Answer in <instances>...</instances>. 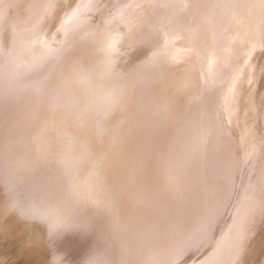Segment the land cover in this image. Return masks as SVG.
Listing matches in <instances>:
<instances>
[{"label":"bare ground","instance_id":"bare-ground-1","mask_svg":"<svg viewBox=\"0 0 264 264\" xmlns=\"http://www.w3.org/2000/svg\"><path fill=\"white\" fill-rule=\"evenodd\" d=\"M118 1H121V0H0V53L1 52L3 53L4 50H11L14 54L15 53L19 54L18 55L19 56L18 61L20 59H22L23 57L27 58L28 56L31 55V53H32L31 51L35 48L34 43L37 40V36L40 33L45 32V34L47 33V36H49L48 34H52L55 32L57 35L58 31L60 32L62 29L66 30L65 29L66 26H68V27L70 26L69 22H68V25H66V26L64 25L66 23V21H68L67 20L68 17H69V19L70 18L73 19V21L75 20L74 21L75 25H76V23L78 24L77 26H79V27L76 28V30L77 31L81 30L79 32V35H76L75 37H72L68 40V44L65 47V52L63 54V57L59 61L51 62V65H49V67L44 72L45 74L49 73L48 74L49 78H46V81H47V79L50 80L51 82H49V83H51V84H49L50 86L46 90L38 91V93L41 92L40 93L41 95H38V93L35 94L36 92L33 94L34 96L31 95L33 93L32 91H34V90L37 91L38 89H36L37 87L31 85V83H30L31 80L29 78L31 76H23L22 75L23 73H20L19 70H17L18 69V68H16L17 64L14 63L12 66H9V67H3V65L0 64V97L3 98L2 102H5L4 104H2V106H4V110L0 108V111L2 110V111H4V113H6L5 115H2V116L0 114V116H1L0 117V264H12L13 259H15L14 264H90V263L86 262V260H84L82 258V256L80 255L82 253V252H80V248H81L80 244H82L86 240L88 242H90L91 239L96 240V239L102 238L103 236L109 235L113 232L115 234L120 235V237L118 238L119 240H122V238H123L125 241H127V244L129 246V251H130V253L133 254L131 256V258L136 264L148 263V260L150 258L149 256L151 255V253H153L159 247V244H158L159 242L158 243L155 242L156 245L154 242H151V243L148 242L149 239L147 236V231L141 227L134 228V224L136 222L134 223L133 220L129 219V216H128L130 214L129 212H131L133 204L134 203L136 204V202H137L134 199V197H135L134 195H136V196L140 195V194H137V193H139V191H136V189H134V188L138 185H141V184L137 185L138 182L136 183V181H135L136 185L134 186V184H135L134 182L131 183V181H129L130 183L129 182L126 183V179H124L125 181H123V183H122V182H120L122 180L121 179L119 180V177H121L125 173H127V170L129 168L125 171V173L121 174V170L125 169L124 165L122 164L121 158H124L126 156V154L124 153L125 156H123V154H122L123 152H120L123 156L121 158H120V155H117V151L119 150L117 148V146L118 145L121 146V144H118V139L120 137L118 138L117 134L119 132L124 131V130L121 129L122 130L121 131L120 128L117 130L112 125V123L114 122V119L112 118L111 113H112V110H113V112H114V110H116V106L121 107L122 109L126 107V104L129 106L130 105L132 106L134 104V102H136L135 101L136 97L133 98V96H135V94H136V88H133L134 93H129V96L126 99V95H127L128 91H130V89H131L129 87V85L131 83L129 80L128 72H126L123 65L121 67V64L123 63L122 59H121L122 56L120 57V55L118 54V52H120V48L118 51V47L116 46V41L118 42L117 39H119V37L117 36V38H116L114 36L115 42L113 39V43H112V39H111V42L109 41L110 40L109 39V28L105 27L106 25L105 26L102 25V27L101 26L94 27L92 24H90L92 18L94 17V15L98 11H99V13H100V11L101 12L105 11L106 7L109 8L111 6L117 5V4H115V2H118ZM140 1L143 3H148L147 5L153 6L154 8H156V7L159 8L160 6L163 7L166 4V2L171 1V0H140ZM173 2L176 4V5L175 4H173V5H175V7H177L179 9V11H178L179 16H177V17L165 16L164 17L163 25H157L153 29V33L156 36V40L160 41L161 43H163L165 45L168 41V37H169L170 32H173L172 29H176V27L177 28L181 27L183 20L185 18L189 17V19H191L192 21H190L191 24L189 23V28L187 29V33H185V35H189L195 44L190 45L191 47L189 46V48H187V49L184 48L186 53L185 52L182 53V55H181L182 57H177L176 59L171 58L173 56V55L171 56V54H173L172 53L173 51L170 54V58L165 56V57H167L168 62L170 64H175V65L177 64V66L174 69H171V66H168L164 69V72L167 75V83H168L169 87L167 85H162V83H165L164 82L165 80L163 81L161 78L160 85H158L156 88V95L152 101L154 104L153 105L154 106L153 107L154 108V117H155L154 121L159 120V121H161V124H162L164 119L166 121H168L167 117H169L172 113H183V116L182 115L181 116L184 117V111L180 109L179 103H181L183 106L186 105V103L190 105L191 104L190 100L195 99L196 100L195 104L199 105V104H203L204 101L205 102L208 101L207 99H205L204 96L203 97L199 96L200 94L198 95L196 93L194 94V93L189 92L190 89H193V87H191V88H189V90H187V89H184L183 86L182 87L179 86V81L181 79V76L178 74L179 72H177V69L179 67L185 68L186 65L187 66L189 65V67L185 68L186 70H180V72L185 71V73H187L188 75L190 73V75L193 76L192 82L196 86H198V83L201 84L202 86H204V83L206 82V85H207L206 88L207 87L215 88L217 86V84L220 85L221 83L223 84V82L229 83L228 80L230 78H228V77H229V75H231V71L235 68L238 71V73L240 74L239 75L240 78H238V81L239 82L242 81V83H243L242 85H244V86H245V83H248V84L250 83L249 85H251L252 84L251 82H253L252 78L254 77V75H256L255 72L258 71L259 77L262 80V83L258 82V84L261 83V85H259V86H261V88H258L260 90V91H258L259 97L261 99L263 98L260 102V106L264 105V56H263V54H264V42L261 44H258V46L261 47L263 49V51L252 54L253 56L251 55V57H250L251 62L253 63L252 64L253 70H252V65H251V71H249L248 68L247 67L245 68V66H244V65H246L245 61L248 58V55H250L248 45H250V43L253 42L251 40L253 35L258 36L259 41H264V0H244L243 4L238 9V12H235V11H233L234 9L232 10V8H230L231 4L233 5L232 0H174ZM109 5H111V6H109ZM238 5H237V7H238ZM128 6H131V4L130 5L128 4ZM144 7H145V5L140 8V12L145 11ZM62 9H66L64 12L65 15L67 14L65 17L66 19L65 18H59L58 19V17H60L59 13L61 12ZM132 10H133V7H132ZM231 11H232V13L235 12V14L237 15V16L235 15V18L233 17L234 14L229 15V13H231ZM133 13L134 12H132V14ZM116 14H117V12H116ZM110 15H113V14H110ZM128 15H129V13H128ZM239 15H240V17H239ZM114 16H115V14H114ZM129 17H131V16L129 15ZM63 19H65V20H63ZM126 19H128V18H126ZM107 20H109V19H107ZM110 20H112V19H110ZM142 20H140V21H142ZM159 20H161V19H159ZM70 21H72V20H70ZM122 21H123V19H122ZM126 21H125V23H127ZM134 22H133V24H135ZM235 22H236V24L234 26ZM71 25H72V23H71ZM114 25H115V23H114ZM139 25H141V23ZM131 26H134V25L131 24ZM136 26H137V22H136ZM74 27H76V26H74ZM128 28H129V26H128ZM88 32H91V33L89 34L88 39L84 40L83 35L87 34ZM185 32H186V29H185ZM175 33L176 32H174V34ZM53 35H55V34H53ZM69 35H70V33L65 37H67V39H68ZM182 35H183V33H182ZM182 35H181V37H182ZM62 36H64V35H62ZM40 37L42 38V34ZM54 37L55 36H53V38ZM47 38H45V39H47ZM186 39H188V38H186ZM49 40H47V41H49ZM169 40L171 42V39H169ZM38 41H39V43L41 41L44 42L43 39H41V41H40V39H38ZM181 41H182V38H181ZM24 42H26L27 44H30V46H33V47L29 50H28V48L30 46H28L26 48L19 49L20 47H18V46H22ZM19 43H20V45H19ZM258 43H260V42H258ZM36 44H38V42ZM38 46H41V45L39 44ZM201 46H203L204 48L206 47V52H207L206 54L207 55L199 48ZM46 47H47V49L50 48L48 46H46ZM54 47H55V44H54ZM5 48H7V49H5ZM36 49H38V48H36ZM178 51H179V49H178ZM49 55H50V53H49ZM174 56H175V54H174ZM46 61H48V60H46ZM183 65H185V66H183ZM115 68H116V70H115ZM113 69L115 70L114 72H113ZM255 69H257V70L255 71ZM262 71H263V73H261ZM34 73L35 72H32V74H34ZM35 75H37V74H35ZM242 75H244V76L242 77ZM246 75H250L249 78H247ZM190 78H192V77H190ZM243 78H245L246 82L243 80ZM189 80L191 81V79H189ZM105 81H107V82L109 81V83H107L106 90L104 88V86H106L104 84V83H106ZM155 83H159L158 80L155 81ZM186 84H187V82H186ZM41 86H42V84H41ZM41 89H42V87H41ZM220 90H223V89H220ZM206 92H207V90H206ZM178 95H182V96H178ZM140 97H142V96H140ZM222 97H224V99H225L227 96L224 93V96H222ZM12 101H13V103H12ZM224 102H225V106H226V99ZM219 103L221 104V102H219ZM233 103H234V101H233ZM227 104H228V102H227ZM174 105L176 106L175 108H179V109L175 110V108H173L174 109V111H173L172 107ZM219 105H217V106H219ZM228 106H229V104L226 106V108H228ZM239 106L242 107V111H241L240 115L238 116V117H240V118H238V122L243 123L244 122L243 118H246V114L244 113L245 105L243 106V104L242 105L240 104ZM10 107H12V108H10ZM194 107H195V105L192 108L196 111L195 114L198 115L196 117V122H197V124H200V123L202 124L203 123L202 120H204V119L203 118L201 119V116L203 115L204 112H205L204 116H206V112L208 111V109H206V111H205V105L203 107H200V109H202V111H203L201 113L200 109H197L198 107H195V108ZM165 109H167L168 112ZM119 111H120V109H119ZM210 111H211V109H210ZM131 113L133 114V111ZM145 113H147V112H145ZM167 114H169V116H167ZM227 114H225V115H227ZM263 114H264V112H263ZM122 115H123V112H122ZM133 115H135V114H133ZM136 115L139 116L140 114H136ZM130 116H131V114H130ZM132 116H131V119H133ZM142 117L147 124L152 123L151 118H149L147 116V114H146V116L144 114H142ZM253 117H254V114H253ZM121 119H122V117H121ZM126 119H127V117H126ZM139 119L141 120L142 118H139ZM191 119H193V118H191ZM216 119L218 121V117ZM228 119L229 118H227V120ZM249 119H250V117H249ZM259 119H261V118H259ZM180 120H182V119H180ZM259 121H261V120H259ZM166 124H168V123H166ZM189 124L191 125L190 121H189ZM224 125H226L225 122H224ZM125 126H127V125H125ZM135 126H137V125H135ZM162 126L164 128L167 127V125H165V124ZM169 126H171V125H169ZM259 127H261V126H259ZM156 128H158V127H156ZM205 128H206V126H205ZM207 128H208V126H207ZM225 128H226V126H225ZM127 129H128V127H127ZM189 129H190V127H189ZM202 129H203V126H202ZM248 129L250 130V128H248ZM86 130H88V131H86ZM198 130L201 131V129H198ZM125 131H126V129H125ZM160 131H162V130H160ZM160 131H159V133H160ZM169 131H170V129H169ZM193 131H194V129H193ZM210 131H211V129H209L207 132L209 133ZM216 131H217V128H216ZM88 132L92 133V134H87ZM203 132L205 133V131H203ZM203 132H201V133H203ZM167 133H168V130H167ZM214 133H216V132H214ZM214 133H212V134H214ZM129 134H131V133H129ZM193 134H195V133H193ZM199 134H197V136H199ZM212 134H211V136H213L212 138L214 139L215 135H212ZM239 134H241V133H239ZM247 134H245V135H247ZM136 135H138V134L136 133ZM174 135H175V137H177L175 133H174ZM121 136H122V134H121ZM146 136H148V139H150L149 135H146ZM159 136L160 135H157V137H159ZM203 136H205V135L203 134ZM203 136H201V137H203ZM128 137L125 136V138H128ZM132 137H133V135H132ZM162 137L160 136L159 138H162ZM193 137L195 138L196 136H193ZM193 137H191V138H193ZM138 138H140V137H138ZM209 138H211V137H209ZM245 138H246V136H245ZM121 139H124V138H121ZM178 139H181V138H178ZM190 139H189V141H190ZM201 139L199 141H201ZM225 139H226V137H225ZM232 139H230V140H232ZM162 140H160V141H162ZM214 140H216V139H214ZM124 141H122V142L124 143ZM191 141L193 142V140H191ZM207 141H210V140H207ZM127 142H130V140ZM137 142H140V141H137ZM147 142H150V141H147ZM154 142H155V140L152 143H154ZM156 142H157V140H156ZM185 142H187V141H185ZM185 142H184V144H182L183 146L185 145ZM198 142H195V143H198ZM220 142H222V141H219V143ZM228 142H226L225 145ZM235 142H237V141H235ZM263 142H264V140H263ZM187 143L190 144V142H187ZM187 143H186V145H187ZM201 143H202V141H201ZM206 143H208V142H206ZM210 143H212V142H210ZM210 143H209V145H211ZM216 143H217V141H216ZM125 144L126 143H124V145ZM204 144L202 143V145L206 147V145H204ZM262 144H264V143H262ZM124 145H122V147ZM229 145L231 146L232 144H229ZM261 145H258V146L261 147ZM199 146H200V144H199ZM199 146H197V147H199ZM127 147H128V145H127ZM127 147H125V148L123 147V149L125 150ZM151 147H153V146L151 145ZM155 147H153L152 149H154ZM183 148L185 149V147H183ZM191 148H192V145H191ZM134 149H136V148H134ZM156 149H157V147H156ZM158 149H161L159 151L163 152L162 149H164V148L158 147ZM173 149H174V147H173ZM179 149H182V148H179ZM186 149H188V148H186ZM194 149H195L194 151L197 153L196 147H194ZM227 149L229 150V147H227ZM227 149H225V151ZM127 150H129V149H127ZM176 150L177 149H175V154H176ZM228 150H227V152H229ZM120 151H122V150H120ZM142 151L143 150H141V152ZM167 151H169V150H167ZM171 151H173V150H170V152ZM186 151H185V153H186ZM199 151H200V149H199ZM199 151H198V153H199ZM201 151H204V149ZM236 151H238V150H236ZM236 151H234V152H236ZM128 152H130V150L127 151V153ZM150 152H152L151 148H150ZM227 152H226V154H227ZM238 152H236V153H238ZM244 152H246V151H244ZM262 152L263 151L261 149V153ZM155 153L157 154L158 152H156V150H155ZM178 153L180 154V152H178ZM152 154H153V152H152ZM205 154L207 155L208 153H205ZM157 155H159V154H157ZM160 155H159V157L162 156V155L161 156ZM168 155H169V152H168ZM170 155H173V153ZM202 155H203V153H202ZM202 155L200 154V156H202ZM208 155H210V154H208ZM231 155L234 157L233 154H231ZM149 156L150 155H148V157L146 156L147 159H149ZM151 156L153 158H156V157H154L155 155L154 156L151 155ZM205 156H204V158H205ZM228 156H230V155H228ZM259 156H261V155H259ZM194 157H198V156H194ZM208 157L210 158V156H208ZM211 157H213V156H211ZM127 158H125V159H126L127 163L130 164V162L128 161V160H130V158L128 160H127ZM137 158H140V157H137ZM151 158H150V160H151ZM156 159H158V157ZM164 159H166V158H164ZM167 159H169V158H167ZM170 159H171V157H170ZM227 159H228V157H227ZM236 159H235V165L237 162ZM135 160H137V159H135ZM202 160H203V157H202ZM204 160H206V158ZM226 160L224 159V161H226ZM151 161L153 162V160H151ZM154 161H155V159H154ZM157 161H156V163H157ZM166 161L163 160L164 163H166ZM207 161L209 162L210 159H208ZM221 161H223V160H221ZM168 162L171 163L170 160H168ZM226 162H225V164H227ZM232 162H229V164L233 165ZM180 163H181V161H180ZM221 163H223V162H220V164ZM259 163H261V164H259ZM259 163H257V164L262 166L263 163L261 161H259ZM139 164H141V163H139ZM139 164H138V166H139ZM143 164H145V162H143ZM146 164H148V163H146ZM153 164H154V162H153ZM153 164H151V165L153 166ZM178 164H179V160H178ZM229 164H228V166H230ZM151 165H150V167H151ZM158 165H160V164H158ZM183 165H185V164H183ZM128 166H130V165H128ZM128 166H126V167H128ZM136 166H137V164H136ZM167 166H169V165L166 164V167ZM198 166L202 167L199 164H198ZM209 166H210V163H209ZM218 166H219V164H218ZM228 166H226V167H228ZM261 166H257V167L259 168ZM263 166H264V164H263ZM166 167H164V169ZM175 167H176V165H175ZM177 167L176 168L179 170L182 169L180 167V165H177ZM193 167H194V165H193ZM254 167H256V165ZM257 167H256V170L258 171ZM143 168H144V165H143L142 169ZM153 168L155 169L154 172L159 171V169H160V167L158 170L155 167H153ZM184 168H186V166ZM184 168H183V170H184ZM208 168H207V170H208ZM223 168H222V170H223ZM150 169H152V168H150ZM177 169H176V172H177ZM232 169H235V168H232ZM136 170H139V169L137 168ZM147 170H148V167L145 170V172ZM162 170H163V168H162ZM172 170L173 169H171V172H174ZM195 170H197V168H195ZM236 170H237V168H236ZM263 170H264V168H263ZM167 171L170 173L169 170H167ZM186 171H187V169H186ZM192 171H194V169ZM200 171L203 172V170H200ZM123 172H124V170H123ZM164 172L166 173V170H164ZM180 172H181V170H180ZM229 172H231L230 169H229ZM128 173H130V172H128ZM135 173H137V172H135ZM138 173H139V171H138ZM141 173L144 174V172L140 171V174ZM147 173L149 175V181H150L151 180V177H150L151 173H149V172H147ZM159 173H161V171ZM215 173H217V172H215ZM252 173H253V171H252ZM26 174L29 177V178H27L28 181H30L29 184H32L36 189H38L37 192L43 198V199H40L42 202L39 201L40 206H38L36 204L35 205L23 204L24 201L22 200V197H21L23 195L20 194L21 192L19 191V188H20L19 185L21 183H23V181L25 182V180H23V178H22V182H21V176H26ZM94 174H96V175H94ZM174 174H175V172H174ZM196 174H197V172H196ZM225 174H226V172H225ZM225 174H224V176L226 178L230 173L227 174V176ZM148 175H145L146 178ZM176 175H177V173H176ZM259 175H261V174H259ZM130 176H132V175H129L128 177L130 178ZM137 176L139 177V175H137ZM137 176L135 177L136 180H137ZM159 176H160V174H159ZM216 176L213 178L218 179L217 177H219L220 175L217 177ZM229 176H231V175H229ZM133 177L134 176L131 177V180ZM154 177L155 176H153L152 179ZM170 177L172 178V176H170ZM206 177L207 176H204L202 179H204ZM142 178H143L142 181L144 182V177H142ZM168 178H169V176H167V180H168ZM176 178H177V176H176ZM181 178H182V176H181ZM184 178L186 179V177H184ZM189 178L190 177H188V179ZM198 178H199V176H198ZM225 178L221 177V179H224V180H225ZM232 178L233 177H231L230 180H232ZM156 179H158V176ZM190 179H192V177ZM208 179H209V177H208ZM228 179H227V181L230 184ZM159 180L160 179H158L157 181H159ZM176 180L175 181L178 182L179 179H176ZM181 180H179V182ZM184 180L182 182H184ZM193 180H194V178H193ZM206 180H207V178L205 179V181ZM115 181H116V183H115ZM152 181L153 180H151V182ZM197 181H199V180H197ZM197 181H195V183H197ZM225 181H223V184ZM140 182H141V180L139 181V183ZM187 182H188V180H187ZM210 182H209V184H210ZM213 182H215V181L213 180L212 183ZM146 183H147V181H146ZM153 183L154 182H152L151 185H153ZM164 183L167 184L165 182V180H164L163 184ZM189 183H191V182H189ZM189 183H187V184H189ZM234 183H235V181H234ZM169 184H170V182L167 185H169ZM183 184H185V183H183ZM217 184H219V183H217ZM252 184H254V183L252 182ZM142 185H143V183H142ZM145 185L147 188L150 187V186L149 187L147 186L148 183ZM145 185H143V186H145ZM156 185H158V182ZM172 185H175V184H172ZM22 186H23V184H22ZM143 186H142V188H143ZM219 186L220 185H218V187ZM224 186H225V184L223 185V188H225V189H223V188L222 189L226 190L227 188H226V186L225 187ZM232 186H234V185L231 184V187ZM202 187H204V186H202ZM221 187H222V185H221ZM221 187H219V189H221ZM136 188H138V187H136ZM186 188H184V189H186ZM232 188H234V187H232ZM245 188H246V186H245ZM25 189H27V188H25ZM160 189H161V187H160ZM167 189H169V188H167ZM167 189H165V190H167ZM170 189H172V187H170ZM203 189H205V188H203ZM243 189H244V187L241 190H243ZM189 190H191V189L189 188ZM196 190L194 189V191H196ZM213 190H215V189H213ZM255 190H257V189H255ZM24 191H27V190H24ZM149 191H151V190H149ZM161 191H164V190H161ZM169 191H171V190H168V192ZM174 191H176V189ZM243 191H245V190H243ZM153 192L155 193V191H153ZM219 192H221V191H219ZM252 192L255 193L254 191H252ZM144 193H145V195H148V194H146L147 192H144ZM160 193H158L156 195H159ZM177 193H175V194H177ZM200 193H201V191H200ZM44 194L46 197L44 196ZM53 194L55 196V199H54L55 201L53 202V204H50V203L48 204V201L52 200L51 198H52ZM162 194L163 193H161V195ZM187 194H190V192H188ZM228 194H230V193H227V195ZM25 195H27V194H25ZM169 195H173V194L170 193V194H168V196ZM197 195H200V194H197ZM215 195H220V194H215ZM250 195L252 196V194H250ZM153 196H154V194H153ZM153 196H151V197H153ZM229 196H231V194ZM242 196L244 197V195H242ZM44 197H45V199H44ZM139 197H142V196L140 195ZM159 197H160V199H159ZM159 197L158 198L156 197L153 199H159V200L163 199L162 202H164V198H161V196H159ZM163 197H165V194L163 195ZM202 197H204V196H202ZM218 197H220V196H218ZM175 198H177V197H175ZM225 198L226 197H224V199L223 198L222 199L225 201L226 200ZM133 199L136 202H133ZM136 199H138V198H136ZM145 199H149V198L146 196ZM150 199H152V198H150ZM150 199L148 200V203H149V201H151ZM170 199L165 198L166 201L170 200ZM178 199H179V197H178ZM212 199H214V197ZM215 199H218L217 196L215 197ZM239 199H241V198L239 197ZM140 200L141 199H139V202H140ZM218 200H220V199H218ZM45 201L47 202V204H45ZM192 201H194V200H192ZM230 201L228 204H230ZM141 202H142V200H141ZM155 202H159V201L156 200ZM209 202H210V200H209ZM217 202L218 201L216 200V203ZM226 202H228V201L226 200ZM226 202H224V203L227 204ZM241 202L243 203L242 200H241ZM185 203L187 205L186 201H185ZM196 203H198V201H196ZM249 203L251 204L250 201H249ZM70 204H72V205H70ZM141 204L142 203H140V205ZM153 204H151V205H153ZM191 204H192V202H191ZM195 204H194V206H197ZM161 205H163V204H161ZM170 205L168 206V208L170 207ZM222 205H224V204L222 203ZM252 206L254 208V205H252ZM163 207L161 206V208H159V209L157 208V210H160V209L162 210ZM179 207H180V205L178 206V208ZM206 207H207V205H206ZM236 207H234V208L236 209ZM241 207H242V204H241ZM246 207L247 206H245V208ZM136 208L137 207H135V211H136ZM143 208H142V210H143ZM153 208H155V205ZM189 208H190V206H189ZM195 208L198 209L199 207H195ZM209 208H211V207H209ZM212 209H214V208H212ZM235 209H233V210H235ZM255 209H261V207L260 208L255 207ZM255 209H253V210H255ZM139 210H140V208H139ZM187 210H188V208H187ZM190 210H192V209H190ZM218 210H220V209H218ZM222 210H223V208H222ZM222 210H220V211H222ZM243 210H244V208H243ZM243 210L241 211V213H240V211H238V212L242 215ZM253 210H250V211L253 212ZM168 211H169V209H168ZM188 211H186V212H188ZM195 211H196V209L194 210V215H195ZM214 211H215V209H214ZM259 211H261V210H258L257 213H259ZM153 212H154V210H153ZM164 212H165V210H164ZM174 212H176V211H174ZM179 212H181V210ZM186 212H184V213H186ZM157 213H158V211H157ZM160 213H161V211L159 212V214ZM147 214H148V212H147ZM154 214H155V212H154ZM154 214H153V216H154ZM188 214H190V213L188 212ZM243 214H244V212H243ZM136 215H138V214L136 213ZM141 215H143V214L141 213ZM156 215H158V214H156ZM244 215H246V214H244ZM161 216H163V215H160V217ZM209 216L210 215L208 214L207 217H209ZM171 217L169 216V219ZM220 217H221V215H220ZM248 217H249V214H248ZM143 218H145V216ZM173 218H174V216H173ZM184 218H185V216H184ZM191 218L192 217H190V220H192ZM154 219H156V218H154ZM187 219L189 220V218H187ZM212 219H213V221L215 220L214 218H212ZM233 219H235V217H233ZM241 219H239V220L241 221ZM243 219H245V218H243ZM254 219L252 222H254ZM139 220H141V219H139ZM165 220H166V218L164 219V221H162L163 224H164ZM198 220H199V218H198ZM144 221H145V219L143 220V222ZM149 221H151V220H149ZM152 221L154 222V220H152ZM160 221H161V219H160ZM196 221H197V217H196ZM215 221H214V225L212 222L213 226H215V224H216ZM235 221L237 222V224H239L237 220H235ZM156 222H159V221L156 220ZM162 222H161V227H163ZM199 222H201V221H199ZM171 224L174 225V223H171ZM241 224H242V222H241ZM244 224H243V227H244ZM248 224L249 223H247L246 225H248ZM250 224H251L250 228H252L253 224L252 223H250ZM143 225H146V224H143ZM151 225H153V224H151ZM157 225H158V223H157ZM173 225L168 224V226H173ZM175 225L177 226L178 224H175ZM180 225H181V223H180ZM192 225H194V224H192ZM229 225H230V222H229ZM231 225H233V224L231 223ZM234 225H235V223H234ZM234 225H233V227H234ZM239 225H238V227H239ZM246 225H245V227H246ZM249 225H248V227H249ZM168 226H166V227L168 228ZM211 226H210V228H211ZM188 227L190 228V226H188ZM238 227H236V228H238ZM259 227H260V225H259ZM155 228H156V226H155ZM159 228H160V225H159ZM172 228H174V227H172ZM208 228H207V230H208ZM213 228H212V230H214ZM54 229H55V231H56V229H58V230H62V232H63L62 233L63 236L58 240H57V238H59L60 235L57 236L56 239H54L55 238L54 236H56L54 233ZM171 229H170V231H171ZM191 229H193V228L191 227ZM204 229H202V230H204ZM232 229H234V228H232ZM198 230H199V227H198ZM225 230H223V231H225ZM228 230H229V228H228ZM239 230H242V229L238 228V231ZM166 231H168V230H166ZM190 231H192V230H190ZM232 231H231V233H232ZM235 231H237V230L235 229ZM64 232H66V234ZM155 232L158 233L157 231H155ZM176 232H178V229ZM176 232H172V234L173 233L177 234ZM184 232L185 231H183V233ZM186 232L184 233V235L186 234ZM166 233H168V232H166ZM196 233H197V231H196ZM227 233H229V231ZM254 233L256 234V232H254ZM172 234L170 233V235H172ZM235 234H237V233H235ZM243 234H245V233H243ZM184 235L181 234L180 237H182ZM189 235H191V234H189ZM193 235L194 234H192V236ZM229 235H230V233H229ZM231 235H233V234H231ZM96 236H97V238H96ZM165 236H164V238H165ZM175 236H177V235H175ZM185 236H187V235H185ZM237 236H239V234ZM206 237L207 236L205 235L204 238H206ZM166 238H168V237H166ZM187 238H188V236H187ZM196 238H197V236H196ZM174 239H176V238H174ZM182 239H184V237ZM178 240H181V239L178 238ZM178 240H174V241L172 240V241L173 242L177 241L175 243L178 244L179 243ZM257 240H259V239H257ZM164 241H165V239H164ZM188 241H192V240H188ZM202 242L200 241V243H202ZM225 242H226V240H225ZM175 243L173 244V247H177V246H175ZM184 243L188 244V242H185V241H184ZM189 243H191V242H189ZM196 243L197 242H195V245H196ZM230 243H232V241ZM255 243H256V241H255ZM191 244H193V243H191ZM197 244L200 245L199 243H197ZM236 244H239V243H236ZM179 245L180 244H178V246ZM253 245H254V243H253ZM187 246L185 245L184 247H187ZM181 247H182V245L180 246V249L183 248V247L182 248ZM204 247H205V245H204ZM112 249L118 255V251H119L118 248H112ZM165 249H167V248H165ZM184 249L186 250V248H184ZM187 249H190V247ZM199 249H200V247H199ZM227 249L229 250V248H227ZM170 250H172V248ZM177 250H179V249H176V251ZM257 250L256 251L254 250L255 253H257ZM235 251H237V250H235ZM13 252L15 254H13ZM183 252H182V254H183ZM192 254H194V253H192ZM172 255L170 256V258L172 257ZM176 255H179V258H180V253L179 254L176 253ZM201 255H203V254H201ZM196 256H198V255H196ZM225 257H227V256H225ZM256 257L258 258V256H256ZM166 258H167V260L170 259L169 257H166ZM166 258H165V260H166ZM172 258H174V257H172ZM198 258H200V257H198ZM252 258H253V255H252ZM161 259H162V257H161ZM225 260H227V259H225ZM174 261H175V259H174ZM180 261H181V259L179 260V262ZM245 261H247V260H245ZM161 262H163V261L160 260V263ZM169 263H170V261H169ZM205 263H207V262H205ZM235 263H237V262L235 261ZM163 264H165V263L163 262ZM244 264H246V262ZM254 264H256V263L254 262Z\"/></svg>","mask_w":264,"mask_h":264},{"label":"rangeland","instance_id":"rangeland-1","mask_svg":"<svg viewBox=\"0 0 264 264\" xmlns=\"http://www.w3.org/2000/svg\"><path fill=\"white\" fill-rule=\"evenodd\" d=\"M123 1V2H122ZM174 0H171V1H168V2H166V4L163 6V7H156V8H154L153 6H149V5H147L148 3H143V2H141L140 0H121V1H118V2H115V4H117V5H115V6H111V5H109V6H111V7H109V8H107L106 7V10L105 11H100V13H99V11L94 15V17L92 18V20H91V22H90V24H92L94 27H99V26H101L102 27V25H106L105 27H108L109 28V41L111 42V39H112V43H113V39L116 37L117 38V36L119 37V39H117L118 40V42L116 41V46L118 47V51H119V48H120V52H118V54L120 55V57H121V59H122V62L124 63H122L121 64V67H122V65H123V67L125 68V70H126V72H128V74H129V80H130V85H129V87L131 88H129L130 89V91H128V93H127V95H126V99L128 98V96H129V93H134V91H133V88H136V94H135V96H133V98L134 97H136L135 98V101L136 102H134V104L131 106H129V105H127L126 104V107L125 108H121V107H118V106H116V110H114V112H113V110H112V118L114 119V122L112 123V125L118 130L119 128H120V130L122 129V130H124V131H122V132H119L118 134H117V136H118V138L120 139H118V144H121V146L120 145H118L117 146V148L119 149H117L118 151H117V155H120V158L121 157H123V156H125V154H126V156L128 157H124V158H121V161H122V164L124 165V167H125V169H123L124 170V172H123V170H121V174L122 173H125V171L127 170V173H125L123 176H121V177H119V180L121 179L122 181H120V182H122L123 183V181H125L124 179H126V183H128L129 181H131V183H135V181H136V183H137V185L138 184H141V185H138V186H136V187H138V188H134V189H136V191H139V193H137L136 191V193L137 194H140L142 197H139L140 195H138V196H136V195H134L136 198H138V199H136L135 197H134V199L137 201H135L134 199H133V202H136V204L134 203L133 204V207H132V209H131V212H129L130 214L128 215L129 216V219H132L133 220V222L135 223L134 224V228H139V227H141V228H143V229H145L146 231H147V236H148V239H149V241L148 242H156V243H158L159 244V247L153 252V253H151V255L149 256L150 258H149V260H148V263H146V264H159L160 263V260L161 261H163L165 264H224L225 262V264H244L245 262H246V264H254V262L256 263V264H263L264 263V170H263V168H264V166H263V164H264V144H262V143H264L263 142V140H264V114H263V112H264V105H262V106H260V102H261V100L263 99H261L260 97H259V92L258 91H260L258 88H261V86H259V85H261V83H262V80H261V78L259 77V73H258V71H256L257 69H255V74L256 75H254V77L252 78V81L253 82H251L252 84L251 85H249L248 83H245V86L244 85H242L243 83H242V81L241 82H239L238 81V78H240V74L238 73V71L236 70V68L235 69H233L232 71H231V75H229V77L228 78H230L229 80H228V82L229 83H226V82H223V84L221 83L220 85H218L217 84V86L215 87V88H209V87H207L206 88V82L204 83V86H202L201 84H199L198 83V86H196V85H194V83L192 82V79H193V76H191L190 75V73H189V75L187 74V73H185V71H183V72H180V70H186L185 68H188L189 67V65L187 66L186 65V67L184 68V67H179L178 69H177V72H179L178 74L181 76V79H180V81H179V86L180 87H182L183 86V88L184 89H187V90H189V88H191V87H193V89H190V91L189 92H191V93H196V94H200L199 96H204L205 97V99H207L208 101H204V103L203 104H199V105H196L195 103H196V100L194 99H191L190 101H191V104L189 105V104H187L186 103V105H182L181 103H179V107H180V109L181 110H183L184 111V117H182L183 116V113H172L170 116H169V114H167V116H169V117H167L168 119V121H166L165 119H164V121H163V123L165 124V125H167V127L166 128H164L162 125H164L163 123L161 124V121H159V120H157V121H154V119H155V117H154V104H153V98L155 97V95H156V88H157V86L158 85H160V82H161V78H162V80L165 82V83H162V85H167L168 87H169V85H168V83H167V75L165 74V72H164V69L166 68V67H168V66H171V69H174L176 66H177V64L175 65V64H170L169 62H168V59H167V57H169L170 58V54H171V52L173 53V54H171V58H177V57H182L181 55H182V53H184L185 52V49H187V48H189V46L190 45H194L195 43H194V41L191 39V37L189 36V35H185V33H187V29L189 28V23H190V21H192L191 19H189V17L188 18H185L184 20H183V23H182V25H181V27H176V29H172V31L173 32H170V34L172 35H170L169 34V37H168V41H167V43L164 45L163 43H161L160 41H158V40H156V36L154 35V33H153V29L157 26V25H163V20H164V17L165 16H172V17H177V16H179L178 15V11H179V9L177 8V7H175V3L173 2ZM232 2H233V5L231 4V7L230 8H232V10L233 11H235V12H238V9L241 7V5L243 4V2H244V0H232ZM128 4L130 5L131 4V6H128ZM173 4H175V5H173ZM239 4V5H238ZM145 5V11H141L140 12V8L141 7H143ZM237 5H238V7H237ZM132 7H133V10H132ZM234 7V8H233ZM111 8V9H110ZM137 8V9H136ZM109 9V10H108ZM64 10V11H63ZM65 10L66 9H62L61 10V12L59 13V15H60V17H58V19L59 18H65L66 17V15H65ZM108 10V11H107ZM132 10V11H131ZM237 10V11H236ZM113 11V12H112ZM117 12V14H116V12ZM128 11V12H127ZM132 12H134L133 14H132ZM161 12V13H160ZM235 12L234 13H232V11H231V13H229V15H233L234 14V18H235ZM48 13V12H47ZM124 13V14H123ZM128 13H129V15L131 16V17H129V15H128ZM110 14H113V15H110ZM114 14H115V16H114ZM133 16H132V15ZM143 14V15H142ZM47 15V14H46ZM45 15V16H46ZM64 15V16H63ZM118 15V16H117ZM128 17H127V16ZM97 16V17H96ZM103 16V17H102ZM111 16V17H110ZM136 16V17H135ZM237 16V15H236ZM106 17V18H105ZM239 17H240V15H239ZM114 18V19H113ZM126 18H128V19H126ZM132 18V19H131ZM66 19V18H65ZM65 19H63V20H65ZM105 19V20H104ZM107 19H112V20H107ZM122 19H123V21H122ZM125 19V20H124ZM143 19V20H142ZM159 19H161V20H159ZM67 20L68 21H66V23L64 24L65 26L66 25H68V22H69V24H70V26L68 27V26H66V30H64V29H62L60 32L58 31V33H57V35H56V32L55 33H52V34H48L49 36H47V33L45 34V32H43V33H40L38 36H37V40L35 41V45H34V49L31 51L32 53H31V55L30 56H28L27 58H25V57H23L22 59H20L19 61H18V58H19V54H14L11 50H4V52L2 53H0V64L1 65H3V67H9V66H12L14 63L15 64H17L16 65V68H18L17 70H19V72L20 73H23L22 75L23 76H31V77H29L30 78V80H31V85L32 86H35V87H37L36 89H38L37 91H32L33 93L31 94V95H33L35 92V94H37L38 93V91H43V90H46L47 88H49V84H51V83H49V82H51L50 80H48L47 79V81H46V78H49V76H48V74L49 73H47V74H45L44 72L46 71V69L49 67V65H51V62H56V61H59L62 57H63V54H64V52H65V47H66V45L68 44V40L70 39V38H72V37H75L76 35H79V32L81 31V30H79V31H77L76 30V28H78L79 26H77L78 24L76 23V25H75V20L73 21V19H69V17L67 18ZM70 20H72V21H70ZM117 20V21H116ZM127 20V21H126ZM133 20V21H132ZM137 20V21H136ZM140 20H142V21H140ZM103 21V22H102ZM125 21L127 22V23H125ZM135 21V22H134ZM52 22V21H51ZM93 22V23H92ZM133 22L135 23V24H133ZM136 22H137V26L141 23V25H139L138 27L136 26ZM143 22V23H142ZM71 23H72V25H71ZM96 23V24H95ZM114 23H115V25H114ZM149 23V24H148ZM110 24V25H109ZM126 24V25H125ZM128 24V25H127ZM131 24L132 25H134V26H131ZM191 24V23H190ZM235 24H236V22L234 23V26H235ZM63 25V26H64ZM82 25V24H81ZM74 26H76V27H74ZM127 26V27H126ZM128 26H129V28H128ZM147 26V27H146ZM72 27V28H71ZM93 27V28H94ZM136 27V28H135ZM107 28V29H108ZM133 28V29H132ZM131 29V30H130ZM184 31H183V30ZM185 29H186V32H185ZM46 31V30H45ZM65 31V32H64ZM77 31V32H76ZM47 32V31H46ZM174 32H176L175 34H174ZM60 33V34H59ZM70 33V35L68 36V39H67V37H65V36H67L68 34ZM72 33V34H71ZM91 32H88L87 34H85V35H83V37H84V40H86V39H88V36H89V34H90ZM116 33V34H115ZM121 33V34H120ZM178 33V34H177ZM182 33H183V35H182ZM41 34H42V38L40 37L41 36ZM53 34H55V35H53ZM59 34V35H58ZM113 34V35H112ZM118 34V35H117ZM45 37H44V36ZM61 35V36H60ZM62 35H64V36H62ZM112 35V36H111ZM140 35V36H139ZM177 37H176V36ZM181 35H182V37H181ZM53 36H55L54 38H53ZM58 36V37H57ZM115 36V37H114ZM179 36V37H178ZM184 36V37H183ZM48 37V38H47ZM152 37V38H151ZM45 38H47V39H45ZM66 38V39H65ZM175 38V39H174ZM181 38H182V41H181ZM186 38H188V39H186ZM38 39H40V41H41V39H43V41L44 42H40L39 43V41H38ZM50 39V40H49ZM59 41H58V40ZM169 39H171V42H170V40ZM47 40H49V41H47ZM121 40V41H120ZM154 40V41H153ZM174 40V41H173ZM176 40V41H175ZM253 42L252 43H250V45H248V47H249V54L250 55H248V58L246 59V65H244L245 66V68L247 67L248 68V70L249 71H251V65L253 64L252 62H251V59H250V57H251V55L252 54H255V53H258V52H261V51H263V49L261 48V47H259L258 46V44H261V43H263L264 41H259L258 40V36H254L253 35V37H252V39H251ZM48 43H47V42ZM152 41V42H151ZM157 41V42H156ZM38 42V44H36ZM109 42V43H110ZM114 42H115V39H114ZM176 42V43H175ZM189 42V43H188ZM258 42H260V43H258ZM26 42H24L23 43V45L22 46H18V47H20L19 49H22V48H26V47H28V46H30V44H25ZM43 43V44H42ZM47 43V44H46ZM52 43V44H51ZM111 43V44H112ZM41 45V46H38V45ZM49 44V45H48ZM54 44H55V47H54ZM188 44V45H187ZM257 44V45H256ZM19 45H20V43H19ZM45 45V46H44ZM52 45V46H51ZM256 47H255V46ZM46 46H48V47H50V48H48L47 49V47ZM185 46V47H184ZM33 46H30L29 48H28V50L29 49H31ZM183 47V48H182ZM191 47V46H190ZM36 48H38V49H36ZM124 48V49H123ZM148 48V49H147ZM172 48V49H171ZM185 48V49H184ZM205 54L207 53L206 52V47L204 48L203 46H201V47H199ZM5 49H7V48H5ZM178 49H179V51H178ZM205 50V51H204ZM162 51V52H161ZM178 52V53H177ZM49 53H50V55H49ZM52 53V54H51ZM152 53V54H151ZM186 53V52H185ZM61 54V55H60ZM155 54V55H154ZM174 54H175V56H174ZM207 55V54H206ZM48 56V57H47ZM51 56V57H50ZM142 56V57H141ZM160 56V57H159ZM165 56H167V57H165ZM253 56V55H252ZM263 56H264V54H263ZM48 58V59H47ZM166 58V59H165ZM127 59V60H126ZM46 60H48V61H46ZM51 60V61H50ZM53 60V61H52ZM50 61V62H49ZM129 65V66H128ZM183 66H185V65H183ZM120 67V68H121ZM130 68V69H129ZM244 68V69H245ZM8 69V68H7ZM31 70V71H30ZM115 70H116V68H115ZM114 69H113V72L115 71ZM179 70V71H178ZM252 70H253V65H252ZM6 71V70H5ZM7 72V71H6ZM32 72H35L34 74H32ZM233 72V73H232ZM261 73H263V71L261 72ZM35 74H37V75H35ZM141 75V76H140ZM148 75V76H147ZM138 76V77H137ZM244 75H242V77H243ZM249 76L250 75H246V77L247 78H249ZM190 77H192V78H190ZM45 78V79H44ZM187 79V80H186ZM189 79H191V81L189 80ZM205 79V78H204ZM158 80V82L159 83H155V81H157ZM243 80L246 82V80H245V78H243ZM259 80V81H258ZM34 81V82H33ZM106 83H104L106 86H104V88H105V90H106V87H107V83H109V81L107 82V81H105ZM186 82H187V84H186ZM192 82V83H191ZM248 82V81H247ZM258 82H261V83H259L258 84ZM35 83V84H34ZM41 84H42V86H41ZM103 84V85H104ZM183 84V85H182ZM229 84V85H228ZM263 85V84H262ZM133 86V87H132ZM243 86V87H242ZM249 86V87H248ZM41 87H42V89H41ZM220 89H223V90H220ZM128 90V89H127ZM196 90V91H195ZM206 90H207V92H206ZM220 90V91H219ZM132 91V92H131ZM224 91V92H223ZM221 92V93H220ZM41 92H39L38 93V95H41L40 94ZM190 93V94H191ZM224 93L226 94V106L229 104V106H228V108H226V106H225V99H224V97H222V96H224ZM34 96V95H33ZM32 96V97H33ZM140 96H142V97H140ZM178 96H182V95H178ZM219 96V97H218ZM188 97V96H187ZM31 98V97H30ZM2 97H0V108L1 109H3L4 110V106H2V104H4L5 102H2ZM144 99V100H143ZM231 101V102H230ZM233 101H234V103H233ZM128 102V101H127ZM219 102H221V104L219 103ZM227 102H228V104H227ZM12 103H13V101H12ZM11 103V104H12ZM126 103V102H125ZM220 104V105H219ZM232 104V105H231ZM242 105L243 104V106L245 105V107H244V113L246 114V118H243L244 119V122L243 123H240V122H238V118H240V117H238L239 115H240V113H241V111H242V107H240L239 105ZM150 105V106H149ZM195 105V107H198L197 109H200V107H203L204 105H205V111H206V109H208V111L206 112V116H204V114H205V112L203 113V115L201 116V119L203 118L204 120H202V124L200 123V124H197V122H196V117L198 116V115H196L195 113H196V111L192 108L193 106ZM217 105H219V106H217ZM176 106L174 105L173 107H172V109L173 108H175ZM194 107V108H195ZM213 107V108H212ZM220 109H219V108ZM10 108H12V107H10ZM118 108V109H117ZM128 110H127V109ZM217 108V109H216ZM119 109H120V111H119ZM179 108H175V110H178ZM210 109H211V111H210ZM224 109V110H223ZM226 109V110H225ZM126 110V111H125ZM165 110H167V109H165ZM164 110V111H165ZM133 111V114H135V115H133L131 112ZM173 111H174V109H173ZM195 111V112H194ZM200 111H201V113L203 112L202 111V109H200ZM216 111V112H215ZM226 113H225V112ZM228 111V112H227ZM122 112H123V115H122ZM145 112H147V113H145ZM167 112H168V110H167ZM179 112V111H178ZM194 113V114H193ZM214 113V114H213ZM222 115H221V114ZM227 114V115H225V114ZM0 114H1V116L2 115H5L6 113H4V111H0ZM130 114H131V116L133 117V119H131V116H130ZM136 114H140L139 116L138 115H136ZM142 114H144L145 116H146V114H147V116L149 117V118H151V124H147L145 121H144V119H143V117H142ZM176 114V115H175ZM210 114V115H209ZM230 114V115H229ZM253 114H254V117H253ZM114 115V116H113ZM122 115V116H121ZM127 115V116H126ZM174 115V116H173ZM182 115V116H181ZM195 115V116H194ZM263 115V116H262ZM0 116V117H1ZM127 117V119H126V117ZM136 116V117H135ZM138 116V117H137ZM121 117H122V119H121ZM175 117V118H174ZM182 117V118H181ZM213 117V118H212ZM218 117V121H217V119L216 118ZM222 119H221V118ZM249 117H250V119H249ZM256 117V118H255ZM131 120H130V119ZM137 118V119H136ZM139 118H142L141 120L139 119ZM191 118H193V119H191ZM227 118H229L228 120H227ZM259 118H261V119H259ZM4 119V118H3ZM180 119H182V120H180ZM207 119V120H206ZM220 119V120H219ZM129 120V121H128ZM192 120V121H191ZM213 120V121H212ZM225 120V121H224ZM259 120H261V121H259ZM118 121V122H117ZM123 121V122H122ZM137 121V122H136ZM143 121V122H142ZM189 121H190V123H191V125L189 124ZM250 121V122H249ZM120 122V123H119ZM127 122V123H126ZM141 122V123H140ZM213 122V123H212ZM224 122H225V124L226 125H224ZM228 124H227V123ZM115 123V124H114ZM123 125H122V124ZM137 123V124H136ZM166 123H168V124H166ZM170 123V124H169ZM183 123V124H182ZM251 123V124H250ZM121 126H120V125ZM133 124V125H132ZM137 125V126H135V125ZM141 124V125H140ZM193 124V125H192ZM211 124V125H210ZM125 125H127V126H125ZM157 125V126H156ZM169 125H171V126H169ZM190 125V126H189ZM213 125V126H212ZM217 125V126H216ZM219 125V126H218ZM123 126V127H122ZM130 126V127H129ZM133 126V127H132ZM139 126V127H138ZM202 126H203V129L205 128V126H206V128L203 130L202 129ZM207 126H208V128H207ZM225 126H226V128H225ZM228 126V127H227ZM253 126V127H252ZM259 126H261V127H259ZM127 127H128V129H127ZM156 127H158V128H156ZM170 127V128H169ZM188 127V128H187ZM189 127H190V129H189ZM199 127V128H198ZM219 127V128H218ZM236 127V128H235ZM250 128V130L248 129V128ZM255 127V128H254ZM257 127V128H256ZM92 128V127H91ZM130 128V129H129ZM145 128V129H144ZM152 128V129H151ZM163 128V129H162ZM215 128V129H214ZM216 128H217V131H216ZM225 128V129H224ZM247 128V129H246ZM93 129V128H92ZM125 129H126V131H125ZM132 129V130H131ZM135 129V130H134ZM160 130H162V131H160V133H159V131ZM169 129H170V131H169ZM179 129V130H178ZM193 129H194V131H193ZM198 129H201V131L200 130H198ZM209 129H211V131L208 133L207 131L209 130ZM219 129V130H218ZM138 130V131H137ZM165 130V131H164ZM167 130H168V133H167ZM196 130V131H195ZM207 130V131H206ZM233 130V131H232ZM86 131H88V130H86ZM135 131V132H134ZM147 131V132H146ZM149 131V132H148ZM156 133H155V132ZM181 131V132H180ZM188 131V132H187ZM200 131V132H199ZM203 131H205V133L203 132ZM216 132V133H214V132ZM219 131V132H218ZM257 131V132H256ZM179 132V133H178ZM201 132H203V133H201ZM207 132V133H206ZM246 132V133H245ZM129 133H131V134H129ZM136 133L138 134V135H136ZM155 133V134H154ZM174 133L176 134V136L177 137H175V135H174ZM193 133H195V134H193ZM200 133V134H199ZM212 133H214V134H212ZM223 133V134H222ZM239 133H241V134H239ZM247 134V135H245V134ZM87 134H92V133H87ZM121 134H122V136H121ZM125 134V135H124ZM142 134V135H141ZM144 134V135H143ZM197 134H199V136H197ZM203 134L205 135V136H203ZM211 134L212 135H215L214 136V139H216V140H214L212 137L213 136H211ZM227 134V135H226ZM236 134V135H235ZM129 137H128V136ZM132 135H133V137H132ZM135 135V136H134ZM140 135V136H139ZM146 135H149V138L150 139H148V136H146ZM157 135H160L162 138H159V137H157ZM188 135V136H187ZM209 137H211V138H209ZM239 135V136H238ZM125 136L126 137H128V138H125ZM171 138H170V137ZM193 136H196L195 138L193 137ZM201 136H203V137H201ZM241 136V137H240ZM245 136H246V138H245ZM138 137H140V138H138ZM153 137V138H152ZM156 137V138H155ZM170 139H169V138ZM191 137H193V138H191ZM222 137V138H221ZM225 137H226V139H225ZM121 138H124V139H121ZM132 138V139H131ZM137 140H136V139ZM145 138V139H144ZM152 138V139H151ZM155 138V139H154ZM158 138V139H157ZM178 138H181V139H178ZM191 138V139H190ZM201 139V141H202V143L204 144V145H206V147L205 146H203L202 145V143H201V141H199L200 139ZM233 138V139H232ZM245 138V139H244ZM148 139V140H147ZM163 139V140H162ZM169 139V140H168ZM189 139H190V141H189ZM195 139V140H194ZM199 139V140H198ZM230 139H232V140H230ZM248 139V140H247ZM125 140V141H124ZM130 140V142H127V141H129ZM152 140V141H151ZM155 140V142L154 143H152L153 141ZM156 140H157V142H156ZM160 140H162V141H160ZM168 140V141H167ZM180 140V141H179ZM187 141V142H190V144L189 143H187V142H185V141ZM191 140H193V142L191 141ZM199 142H198V141ZM205 140V141H204ZM207 140H210V141H207ZM214 140V141H213ZM222 141V142H220L219 143V141ZM224 140V141H223ZM243 140V141H242ZM122 141H124V143H126L125 145H124V143L122 142ZM135 141V142H134ZM137 141H140V142H137ZM147 141H150V142H147ZM216 141H217V143H216ZM229 141V142H228ZM235 141H237V142H235ZM136 144H134V143ZM137 142V143H136ZM162 142V143H161ZM178 142V143H177ZM181 142V143H180ZM184 142H185V145L183 146L182 144H184ZM195 142H198V143H195ZM206 142H208V143H206ZM210 142H212V143H210ZM226 142H228L226 145H225V143ZM128 143V144H127ZM131 145H130V144ZM159 145H157V144ZM186 143H187V145H186ZM193 143V144H192ZM209 143L211 144V145H209ZM236 143V144H235ZM145 144V145H144ZM162 144V145H161ZM181 144V145H180ZM199 144H200V146H199ZM222 144V145H221ZM229 144H232L231 146L229 145ZM257 144V145H256ZM262 144V145H261ZM122 145H124L123 147L125 148V147H127V145H128V147L124 150L123 149V147H122ZM133 145V146H132ZM136 147H135V146ZM139 145V146H138ZM144 145V146H143ZM151 145L153 146V147H157V149H156V147L154 148V149H152L153 147H151ZM191 145H192V148H191ZM195 145V146H194ZM199 146V147H197V146ZM215 145V146H214ZM229 145V146H228ZM236 145V146H235ZM258 145H261V147H259ZM144 148H143V147ZM150 146V147H149ZM164 146V147H163ZM169 146V147H168ZM174 147V149H173V147ZM176 146V147H175ZM179 148H182V149H179ZM187 146V147H186ZM213 146V147H212ZM219 146V147H218ZM221 146V147H220ZM233 146V147H232ZM235 146V147H234ZM241 146V147H240ZM121 149H120V148ZM130 147V148H129ZM158 147L159 148H164V149H162L163 150V152L162 151H159V150H161V149H158ZM168 147V148H167ZM183 147H185V149L183 148ZM194 147H196V151H197V153L194 151L195 149H194ZM208 147V148H207ZM211 147V148H210ZM225 147V148H224ZM227 147H229V150L227 149ZM237 147V148H236ZM259 147V148H258ZM134 148H136V149H133ZM150 148H151V151L153 152V154H152V152H150ZM186 148H188V149H186ZM198 148V149H197ZM215 148V149H214ZM231 148V149H230ZM236 148V149H235ZM258 148V149H257ZM127 149H129L130 150V152H128L127 153V151H129V150H127ZM140 149V150H139ZM145 149V150H144ZM147 149V150H146ZM175 149H177L176 150V154H175ZM199 149H200V151H199ZM204 149V151H201V150H203ZM218 149V150H217ZM225 149H227L229 152H227V150L225 151ZM261 149H262V153H261ZM120 150H122V151H120ZM127 150V151H126ZM137 150V151H136ZM141 150H143L142 152H141ZM149 150V151H148ZM155 150H156V152H158L157 154H161L160 156L162 157H159V155H157L156 153H155ZM167 150H169V151H167ZM170 150H173V151H171L170 152ZM188 152H187V151ZM206 150V151H205ZM212 152H211V151ZM224 150V151H223ZM232 150V151H231ZM236 150H238V151H236ZM133 151V152H132ZM139 151V152H138ZM165 151V152H164ZM182 151V152H181ZM185 151H186V153H185ZM195 153H194V152ZM198 151H199V153H198ZM209 151V152H208ZM216 153H215V152ZM222 151V152H221ZM234 151H236V152H238V153H236V152H234ZM244 151H246V152H244ZM120 152H123L122 154H123V156H122V154L120 153ZM146 152V153H145ZM150 152V153H149ZM161 152V153H160ZM167 152V153H166ZM168 152H169V155H168ZM178 152H180V154L178 153ZM219 152V153H218ZM226 152H227V154H226ZM233 152V153H232ZM125 153V154H124ZM134 155H132V154ZM142 153V154H141ZM173 153V155H170V154H172ZM202 153H203V155H202ZM205 153H208V154H210V155H208V156H210V158L205 154ZM229 153V154H228ZM241 153V154H240ZM244 153V154H243ZM136 154V155H135ZM140 154V155H139ZM167 154V155H166ZM175 154V155H174ZM178 154V155H177ZM195 154V155H194ZM200 154L202 155V156H200ZM226 154V155H225ZM231 154H233L234 155V157L231 155ZM135 158V159H137V160H135L132 156ZM139 155V156H138ZM143 155V156H142ZM145 155V156H144ZM148 155H150L149 156V159H147V157H148ZM151 155H155L154 157H158V159H156V158H153ZM157 155V156H156ZM206 155V156H205ZM228 155H230V156H228ZM236 155V156H235ZM259 155H261V156H259ZM136 156V157H135ZM147 156V157H146ZM166 156V157H165ZM180 156V157H179ZM194 156H198V157H194ZM204 156H205V158H206V160H204L205 158H204ZM211 156H213V157H211ZM220 156V157H219ZM228 157V159H227V157ZM132 157V158H131ZM137 157H140V158H137ZM144 157V158H143ZM146 157V158H145ZM152 157V158H151ZM170 157H171V159H170ZM183 157V158H182ZM202 157H203V160H202ZM208 157V158H207ZM217 157V158H216ZM226 157V158H225ZM237 159H236V158ZM125 158H127V160L130 158V160H128L129 162H130V164L129 163H127V161H126V159ZM144 160H143V159ZM150 158H151V160H153V162H154V164L157 166H155L154 164H153V162L150 160ZM161 158V159H160ZM164 158H166V159H164ZM167 158H169V159H167ZM181 158V159H180ZM198 158V159H197ZM212 158V159H211ZM227 161H224V159ZM230 158V159H229ZM134 161H133V160ZM154 159H155V161H154ZM164 161H166V163H164L163 162V160ZM197 159V160H196ZM200 159V160H199ZM208 159H210V161L208 162L207 160ZM233 159V160H232ZM235 159H236V165H235ZM125 160V161H124ZM141 160V161H140ZM158 160V161H157ZM160 160V161H159ZM168 160H170V162L172 163H169L168 162ZM178 160H179V164H178ZM184 160V161H183ZM197 162H196V161ZM213 160V161H212ZM217 160V161H216ZM221 160H223V161H221ZM145 162V164H143V162ZM152 163H151V162ZM156 161H157V163H156ZM176 161V162H175ZM180 161H181V163H180ZM205 161V162H204ZM233 161V162H232ZM259 161H261L263 164H262V166L261 165H259V164H261V163H259ZM138 162V163H137ZM159 162V163H158ZM161 162V163H160ZM163 162V163H162ZM193 162V163H192ZM195 162V163H194ZM204 164H203V163ZM207 162V163H206ZM220 162H223L224 164H225V162L227 163V164H225L226 166H228V164H229V162H232V164L234 165H230V166H228V167H226L223 163H221L220 164ZM127 163V164H126ZM132 163V164H131ZM135 165H134V164ZM139 163H141V164H139ZM146 163H148V164H146ZM176 163V164H175ZM209 163H210V166H209ZM239 165H238V164ZM247 163V164H246ZM257 163H259V164H257ZM126 164V165H125ZM136 164H137V166H136ZM138 164H139V166H138ZM144 165V168L142 169V167H143V165ZM151 164H153V166L151 165V167H150V165ZM158 164H160V165H158ZM166 164H168L169 166H167L166 167ZM183 164H185V165H183ZM187 164V165H186ZM198 164L199 165H201L202 167H200V166H198ZM213 166H212V165ZM218 164H219V166H218ZM128 165H130V166H128ZM142 167H141V166ZM149 165V166H148ZM175 165H176V167H177V165H180V167L182 168V169H180L181 170V172H180V170L179 169H177L176 167H175ZM193 165H194V167H193ZM216 165V166H215ZM221 165V166H220ZM256 165V167L257 166H261V167H257V169H258V171L256 170V167H254ZM122 166V165H121ZM126 166H128V167H126ZM146 166V167H145ZM171 166V167H170ZM186 166V168H184ZM198 166V167H197ZM136 167V168H135ZM140 167V168H139ZM147 167H148V170L145 172V170L147 169ZM153 167H155L157 170L159 169V167H160V169H159V171H155L154 172V168ZM164 167H166L165 169H164ZM204 167V168H203ZM208 168V170H207V168ZM224 167V168H223ZM247 167V168H246ZM135 168V169H134ZM139 169V170H136V169ZM150 168H152V169H150ZM162 168H163V170H162ZM170 168V169H169ZM183 168H184V170H183ZM190 168V169H189ZM195 168H197V170H195ZM220 168V169H219ZM222 168H223V170H222ZM230 169V171L232 172H229V169ZM232 168H235V169H232ZM236 168H237V170H236ZM171 169H173L172 171H174L175 172V174H174V172H171ZM176 169H177V172H176ZM186 169H187V171H186ZM194 169V171H192ZM203 170V172L202 171H200V170ZM215 171V172H217V173H215L213 170ZM218 171H217V170ZM164 170H166V173L164 172ZM167 170H169L170 171V173L167 171ZM192 172H191V171ZM206 170V171H205ZM234 170V171H233ZM236 170V171H235ZM134 171V172H133ZM138 171H139V173H138ZM140 171L141 172H144V174L143 173H141L140 174ZM161 171V173H159ZM163 171V172H162ZM179 171V172H178ZM211 171V172H210ZM220 171V172H219ZM252 171H253V173H252ZM128 172H130V173H128ZM132 172V173H131ZM135 172H137V173H135ZM147 172H149V173H151L150 174V177H151V180H153L152 182H154L153 183V185H151V180L149 181V175H148V173ZM153 172V173H152ZM158 172V173H157ZM184 172V173H183ZM195 172V173H194ZM196 172H197V174H196ZM207 172V173H206ZM210 172V173H209ZM214 174H213V173ZM225 172H226V174H225ZM230 174H229V173ZM134 173V174H133ZM157 173V174H156ZM165 175H163V174ZM176 173H177V175H176ZM180 173V174H179ZM182 173V174H181ZM189 173V174H188ZM191 173V174H190ZM206 173V174H205ZM220 173V174H219ZM252 173V174H251ZM255 173V174H254ZM261 174V175H259V174ZM159 174H160V176H159ZM173 174V175H172ZM202 174V175H201ZM220 176H219V175ZM222 174V175H221ZM224 174L227 176V174H229V175H231V176H227L226 178H225V176H224ZM251 176H250V175ZM94 175H96V174H94ZM129 175H132V176H134L133 178H132V180H131V177L132 176H130V178L128 177ZM137 175H139V177L137 176ZM141 175V176H140ZM144 175V176H143ZM145 175H148L147 176V178H146V176ZM180 175V176H179ZM185 175V176H184ZM194 175V176H193ZM210 175V176H209ZM214 175V176H213ZM219 176V177H217V176ZM233 175V176H232ZM249 175V176H248ZM127 176V177H126ZM137 176V180H136V177ZM153 176H155L156 178H157V176H158V179H160L159 181H157L158 179H156L155 177L152 179V177ZM162 176V177H161ZM164 176V177H163ZM167 176H169V178H168V180H167ZM170 176H172V178L170 177ZM176 176H177V178H176ZM181 176H182V178H181ZM198 176H199V178H198ZM204 176H207L206 178H207V180L205 181V179L206 178H204V179H202ZM217 177L218 179H216V178H213V177ZM26 177V178H25ZM125 177V178H124ZM142 177H144V182L142 181L143 180V178ZM161 177V178H160ZM174 177V178H173ZM184 177H186V179L184 178ZM188 177H192V179H188ZM197 177V178H196ZM208 177H209V179H208ZM221 177H224L225 178V180L224 179H221ZM231 177H233L232 178V180H230L231 179ZM256 177V178H255ZM22 178H23V180H25V182L23 181V183H21L20 185H19V191L21 192L20 194L21 195H23V196H21L22 197V200L24 201L23 202V204H25V205H38V206H40V204H39V201H41L40 199H43L42 198V196H40L39 195V193L37 192V190L38 189H36L32 184H29V182L30 181H28V179L27 178H29L28 176H27V174H26V176H21V182H22ZM135 178V179H134ZM193 178H194V180L195 181H197V180H199V181H197V183H195V181L193 180ZM229 178V179H228ZM128 179V180H127ZM146 179V180H145ZM156 179V180H155ZM165 180V182L168 184L169 182H170V184L172 183V184H175V185H167V184H163V182H164V180ZM176 179H179V180H181L180 182H179V180H178V182H176L177 180ZM185 179V180H184ZM227 179L229 180V182H230V184L228 183V181H227ZM234 179V180H233ZM116 180V179H115ZM118 180V181H119ZM141 180V182L143 183V185H145V184H147L148 183V187L149 188H147L146 187V185L145 186H143L142 185V183L140 182L139 183V181ZM162 180V181H161ZM173 180V181H172ZM176 180V181H175ZM184 180V182H182ZM187 180H188V182H187ZM215 181V182H213L212 183V181ZM256 180V181H255ZM146 181H147V183H146ZM156 181V182H155ZM168 181V182H167ZM193 181V182H192ZM204 181V182H203ZM211 181V182H210ZM222 181V182H221ZM223 181H225L224 182V184H225V186H226V190H223V189H225V188H223ZM232 181V182H231ZM234 181H235V183H234ZM255 181V182H254ZM157 182H158V185H156L157 184ZM176 182V183H175ZM189 183V182H191V183H189V184H187V183ZM206 182V183H205ZM209 182H210V184L212 185H210L209 184ZM252 182L254 183V184H252ZM26 183V184H25ZM115 183H116V181H115ZM125 183V182H124ZM130 183V182H129ZM136 183L134 184V186L136 185ZM183 183H185V184H183ZM215 183V184H214ZM217 183H219V184H217ZM222 183V184H221ZM227 183V184H226ZM234 183V184H233ZM262 183V184H261ZM22 184H23V186H22ZM155 184V185H154ZM162 184V185H161ZM181 186H180V185ZM197 184V185H196ZM204 184V185H203ZM230 186H229V185ZM231 184L232 185H234V186H232V187H234V188H232L231 187ZM247 184V185H246ZM25 185V186H24ZM160 185V186H159ZM164 185V186H163ZM200 185V186H199ZM206 185V186H205ZM215 185V186H214ZM218 185H220L219 187H221V185H222V187H221V189H219V187H218ZM229 187H228V186ZM141 186V187H140ZM142 186H143V188H142ZM158 186V187H157ZM172 187V189H170V187ZM197 186V187H196ZM202 186H204V187H202ZM211 186V187H210ZM224 186V187H225ZM245 186H246V188H245ZM252 186V187H251ZM254 186V187H253ZM155 187V188H154ZM160 187H161V189H160ZM166 187V188H165ZM179 187V188H178ZM187 187V188H186ZM195 187V188H194ZM200 187V188H199ZM210 187V188H209ZM244 187V189L243 190H245V191H243V190H241L242 188ZM257 187V188H256ZM25 188H27V189H25ZM140 188V189H139ZM153 188V189H152ZM163 188V189H162ZM167 189V188H169V189H167V190H165V189ZM183 188V189H182ZM184 188H186V189H184ZM189 188L191 189V190H189ZM203 188H205V189H203ZM212 188V189H211ZM229 188V189H228ZM144 189V190H143ZM151 190V191H149V190ZM155 189V190H154ZM176 189V191H174ZM182 189V190H181ZM194 189L196 190V191H194ZM203 189V190H202ZM213 189H215V190H213ZM233 191H232V190ZM254 189V190H253ZM255 189H257V190H255ZM24 190H27V191H24ZM161 190H164V191H161ZM168 190H171V191H169L168 192ZM205 190V191H204ZM208 190V191H207ZM217 190V191H216ZM143 193H141V192ZM153 191H155V193L153 192ZM167 191V192H166ZM173 191V192H172ZM200 191H201V193H200ZM219 191H223L222 193L221 192H219ZM252 191H254L255 193H253ZM259 191V192H258ZM27 192V193H26ZM144 192H147L146 194H148V195H145V193ZM157 192V193H156ZM163 193L162 195H161V193ZM165 192V193H164ZM179 194H178V193ZM188 192H190V194H187ZM193 194H192V193ZM214 192V193H213ZM27 194V195H25V194ZM135 193V194H136ZM154 194V196H153V194ZM158 193H160L159 195H156V194H158ZM167 193V194H166ZM173 194V195H169L168 196V194ZM175 193H177V194H175ZM195 193V194H194ZM213 193V194H212ZM227 193H230L231 194V196H229L230 194H228L227 195ZM257 193V194H256ZM55 194V193H54ZM54 194H53V196H52V200H50V201H48V204L50 203V204H53V202L55 201L54 199H55V196H54ZM165 194V197H163V195ZM197 194H200V195H197ZM205 194V195H204ZM215 194H220V195H215ZM250 194H252V196L250 195ZM255 194V195H254ZM259 194V195H258ZM153 196V197H151V196ZM167 195V196H166ZM194 195V196H193ZM242 195H244V197L242 196ZM247 195V196H246ZM251 197H250V196ZM44 196H45V194H44ZM146 196L150 199V198H152V199H150L151 201H149V203H148V200L149 199H145L146 198ZM159 196H161V198H164V202L166 203H164V202H162V200H159L160 199V197ZM177 197V198H175V197ZM196 196V197H195ZM202 196H204V197H202ZM217 196V198L218 199H220V200H218V199H215V197ZM218 196H220V197H218ZM222 196V197H221ZM241 198V199H239V197ZM27 197V198H26ZM31 197V198H30ZM46 197V196H45ZM45 197H44V199H45ZM54 197V198H53ZM158 198L159 197V199H153V198ZM169 197V198H168ZM173 197V198H172ZM178 197H179V199H178ZM187 199H186V198ZM189 197V198H188ZM193 197V198H192ZM214 197V199H212ZM224 197H226L225 199L228 201V202H226V200L224 201L223 199H224ZM238 199H237V198ZM243 197V198H242ZM250 197V198H249ZM256 199H255V198ZM144 200H143V199ZM165 198L166 199H170V200H165ZM191 198V199H190ZM196 198V199H195ZM205 198V199H204ZM223 198V199H222ZM252 198V199H251ZM259 198V199H258ZM30 201H28V200ZM139 199H141L142 200V202H141V200H140V202H139ZM178 199V200H177ZM198 199V200H197ZM251 199V200H250ZM159 201V202H155V201ZM173 200V201H172ZM188 200V201H187ZM192 200H194V201H192ZM209 200H210V202H209ZM214 200V201H213ZM216 200L218 201L217 203H216ZM231 200V201H230ZM241 200L243 201V203L241 202ZM246 200V201H245ZM147 201V202H146ZM169 201V202H168ZM185 201L187 202V205H186V203H185ZM196 201H198V203H196ZM204 201V202H203ZM229 201H230V204H228L229 203ZM249 201L251 202V204L252 205H254V208H253V206L249 203ZM42 202V201H41ZM146 202V203H145ZM162 202V203H161ZM177 202V203H176ZM191 202H192V204H191ZM200 202V203H199ZM224 202H226L227 204H225ZM241 202V203H240ZM253 202V203H252ZM29 203V204H28ZM139 203V204H138ZM140 203H142L141 205H140ZM145 203V204H144ZM157 203V204H156ZM159 203V204H158ZM169 203V204H168ZM185 203V204H184ZM189 203V204H188ZM196 203V204H195ZM222 203L224 204V205H222ZM240 203V204H239ZM45 204H47V202L45 201ZM151 204H153V205H151ZM161 204H163V205H161ZM171 204V205H170ZM175 204V205H174ZM194 204L195 205H197V206H194ZM207 205V207H206V205ZM215 206H214V205ZM234 204V205H233ZM241 204H242V207H241ZM70 205H72V204H70ZM154 205H155V208H153L154 207ZM160 205V206H159ZM170 205V207L168 208V206ZM175 207H174V206ZM177 205V206H176ZM180 205V207L178 208V206ZM184 205V206H183ZM190 206V208H189V206ZM193 205V206H192ZM202 205V206H201ZM213 205V206H212ZM47 206V205H46ZM140 206V207H139ZM153 206V207H152ZM161 206L163 207L162 208V210L160 209V210H157V208L159 209V208H161ZM188 206V207H187ZM211 207V208H209V207ZM217 206V207H216ZM224 206V207H223ZM238 208H237V207ZM244 206V207H243ZM245 206H247L246 208H245ZM135 207H137L136 208V211H135ZM144 207V208H143ZM150 207V208H149ZM166 207V208H165ZM173 207V208H172ZM182 207V208H181ZM195 207H199L198 209L197 208H195ZM205 207V208H204ZM234 207H236V209L234 208ZM241 207V208H240ZM249 207V208H248ZM255 207L256 208H260L261 207V209H255ZM134 208V209H133ZM139 208H140V210H139ZM142 208H143V210H142ZM146 208V209H145ZM176 208V209H175ZM187 208H188V210H187ZM206 210H204V209ZM212 208H214L215 209V211H214V209H212ZM222 208H223V210H222ZM228 208V209H227ZM243 208H244V210H243ZM248 208V209H247ZM251 208V209H250ZM167 209V210H166ZM168 209H169V211H168ZM190 209H192V210H190ZM196 209V211H195V215H194V210ZM201 209V210H200ZM218 209H220V210H222V211H220V210H218ZM233 209H235V210H233ZM246 209V210H245ZM253 209H255V210H253ZM153 210H154V212H155V214H154V212H153ZM164 210H165V212H164ZM173 210V211H172ZM181 210V212H179ZM200 210V211H199ZM213 210V211H212ZM226 210V211H225ZM237 210V211H236ZM243 210V212H244V214H246V215H244L243 214V212H242V215L240 214L241 213V211ZM250 210H253V212H251ZM258 210H261V211H259V213H257L258 212ZM157 211H158V213H157ZM161 211V213L159 214V212ZM167 211V212H166ZM172 211V212H171ZM174 211H176V212H174ZM186 211H188L190 214H188V212H186ZM193 211V212H192ZM199 211V212H198ZM205 211V212H204ZM217 211V212H216ZM238 211H240V213L238 212ZM246 211V212H245ZM256 211V212H255ZM147 212H148V214H147ZM184 212H186V213H184ZM192 212V213H191ZM204 212V213H203ZM136 213L138 214V215H136ZM140 213V214H139ZM141 213L143 214V215H141ZM145 213V214H144ZM150 213V214H149ZM210 215L209 217H207L208 216V214ZM211 213V214H210ZM220 213V214H219ZM231 213V214H230ZM135 214V215H134ZM147 214V215H146ZM153 214H154V216H153ZM156 214H158V215H156ZM177 214V215H176ZM180 214V215H179ZM185 214V215H184ZM193 214V215H192ZM200 214V215H199ZM203 214V215H202ZM205 214V215H204ZM214 214V215H213ZM218 214V215H217ZM227 214V215H226ZM248 214H249V217H248ZM260 216H259V215ZM150 215V216H149ZM160 215H163V216H161L160 217ZM165 215V216H164ZM212 215V216H211ZM216 215V216H215ZM220 215H221V217H220ZM240 215V216H239ZM140 218H139V217ZM145 216V218H143ZM159 216V217H158ZM168 218H167V217ZM169 216L171 217L170 219L172 220H170L169 219ZM173 216H174V218H173ZM184 216H185V218H184ZM196 216L197 217V221H196V217L194 218V217ZM203 216V217H202ZM244 216V217H243ZM246 216V217H245ZM258 216V217H257ZM132 217V218H131ZM136 217V218H135ZM151 217V218H150ZM163 217V218H162ZM166 218V220H165V222H164V224H163V222L162 221H164V219ZM183 217V218H182ZM190 217H192L191 219L192 220H190ZM201 217V218H200ZM218 217V218H217ZM233 217H235V219H233ZM243 217V218H245V219H241V218ZM154 218H156V219H154ZM158 218V219H157ZM179 218V219H178ZM187 218H189V220L187 219ZM198 218H199V220H198ZM211 218V219H210ZM212 218H214L215 220V223L217 224H215V226H213L214 225V221H213V219ZM223 218V219H222ZM255 218V219H254ZM138 219V220H137ZM139 219H141V220H139ZM145 219V221L143 222V220ZM160 219H161V221H160ZM195 219V220H194ZM220 219V220H219ZM239 219H241V221L239 220ZM248 219V220H247ZM251 221H250V220ZM253 219H254V222L256 223H254V222H252L253 221ZM258 221H257V220ZM260 219V220H259ZM136 220V221H135ZM149 220H154V222L152 221H149ZM156 220L157 221H159V222H156ZM168 220V221H167ZM179 220V221H178ZM185 220V221H184ZM209 220V221H208ZM212 220V221H211ZM220 222H219V221ZM235 220H237L238 221V223L240 224H237V222L235 221ZM247 220V221H246ZM139 221V222H138ZM171 223H174V225L175 224H178L177 226L175 225H173V224H171ZM193 221V222H192ZM199 221H201V222H199ZM218 221V222H217ZM226 221V222H225ZM233 221V222H232ZM235 221V222H234ZM249 221V222H248ZM146 222V223H145ZM150 222V223H149ZM161 222H162V226L163 227H161ZM212 222H213V225H212ZM223 222V223H222ZM229 222H230V225H229ZM241 222H242V224H241ZM245 224H244V223ZM258 222V223H257ZM142 223V224H141ZM157 223H158V225H157ZM166 223V224H165ZM180 223H181V225H180ZM184 223V224H183ZM188 223V224H187ZM196 223V224H195ZM204 223V224H203ZM206 223V224H205ZM231 223L234 225V223H235V225H234V227H233V225H231ZM247 223H252L253 224V226H252V228H250V226H251V224L249 225V227H248V225H246ZM140 226H139V225ZM143 224H146V225H143ZM151 224H153V225H151ZM168 224L169 225H173V226H168ZM191 224V225H190ZM192 224H194V225H192ZM200 224V225H199ZM203 224V225H202ZM228 224V225H227ZM243 224H244V227H243ZM159 225H160V228H159ZM168 226V228L166 227V226ZM185 225V226H184ZM187 225V226H186ZM212 225V226H211ZM227 225V226H226ZM238 225H239V227H238ZM242 225V226H241ZM245 225H246V227H245ZM259 225H260V227H259ZM263 225V226H262ZM138 226V227H137ZM150 226V227H149ZM155 226H156V228H155ZM158 226V227H157ZM188 226H190V228L188 227ZM203 226V227H202ZM210 226H211V228H210ZM224 226V227H223ZM238 227L239 229H242V230H239L238 231V228H236V227ZM166 227V228H165ZM172 227H174L175 229L177 228L178 229V232H176L177 231V229L175 230L174 228H172ZM181 227V228H180ZM191 227L193 228V229H191ZM198 227H199V230H198ZM202 227V228H201ZM209 227V228H208ZM214 227V228H213ZM229 228V230H228V228ZM242 227V228H241ZM163 228V229H162ZM172 228V229H171ZM184 228V229H183ZM188 228V229H187ZM205 228V229H204ZM207 228H208V230H207ZM212 228L214 229V230H212ZM227 228V229H226ZM232 228H234V229H232ZM247 230H246V229ZM260 228V229H259ZM149 229V230H148ZM170 229H171V231H170ZM181 229V230H180ZM186 229V230H185ZM202 229H204V230H202ZM226 229V230H225ZM235 229L237 230V231H235ZM245 229V230H244ZM159 230V231H158ZM166 230H168V231H166ZM173 230V231H172ZM190 230H192V231H190ZM211 230V231H210ZM223 230H225V231H223ZM233 230V231H232ZM155 231H157L158 233H156ZM181 233H180V232ZM183 231H187L186 232V234L185 235H187L188 236V238H187V236H185L184 235V233H183ZM196 231H197V233H196ZM229 231V233H230V235H229V233H227ZM231 231H232V233H231ZM166 232H168V233H166ZM172 232H176L177 234H172ZM191 232V233H190ZM209 234H208V233ZM237 233V234H235V233ZM254 232H256V234L254 233ZM54 233H55V235L56 236H54L55 238L54 239H56L57 238V236H59L60 235V237L59 238H57V240L58 239H60L62 236H63V232H62V230H58V229H56V231H55V229H54ZM60 233V234H59ZM65 234H66V232H64ZM170 233L172 234V235H170ZM188 233V234H187ZM243 233H245V234H243ZM151 234V235H150ZM181 234L182 235H184V236H182V237H180L181 236ZM189 234H191V235H189ZM192 234H194L193 236H192ZM221 234V235H220ZM229 236H228V235ZM231 234H233V235H231ZM239 234V236H237ZM166 235V236H165ZM174 235V236H173ZM175 235H177V236H175ZM204 235V236H203ZM205 235L207 236L206 238H204L205 237ZM242 235V236H241ZM245 235V236H244ZM164 236H165V238H164ZM171 238H170V237ZM196 236H197V238H196ZM228 236V237H227ZM236 236V237H235ZM120 237V235H118V234H115L114 232L113 233H111V234H109V235H106V236H103L102 238H99V239H96V240H92L91 239V241L90 242H88L87 240L86 241H84L82 244H80V252H82L80 255L82 256V258L84 259V260H86V262H88V263H90V264H136L133 260H132V258H131V256L133 255L132 253H130V251H129V246H128V244H127V241H125L123 238H122V240H119L118 238ZM152 237V238H151ZM166 237H168V238H166ZM184 237V239H182ZM193 237V238H192ZM199 237V238H198ZM202 237V238H201ZM223 237V238H222ZM227 237V238H226ZM96 238H97V236H96ZM109 238V239H108ZM174 238H176V239H174ZM178 238L179 239H181V240H178ZM221 238V239H220ZM252 238V239H251ZM164 239H165V241H164ZM194 239V240H193ZM198 239V240H197ZM228 239V240H227ZM234 239V240H233ZM242 239V240H241ZM257 239H259V240H257ZM174 240H178V244H180L179 246H178V244L177 243H175V242H177V241H175V242H173ZM188 240H192V241H188ZM202 242V243H200V241ZM225 240H226V242H225ZM230 240V241H229ZM238 240V241H237ZM253 240V241H252ZM171 241V242H170ZM184 241L185 242H188V244L186 243H184ZM207 241V242H206ZM232 241V243H230ZM236 241V242H235ZM255 241H256V243L258 244H256L255 243ZM182 242V243H181ZM189 242H191V243H193L194 245H195V242H197V243H199L200 245H198L197 243H196V245L194 246L193 244H191V243H189ZM228 242V243H227ZM234 242V243H233ZM247 242V243H246ZM149 243V244H150ZM156 243H155V245H156ZM161 243V244H160ZM175 243V246H177V247H173V244ZM204 243V244H203ZM236 243H239V244H236ZM253 243H254V245H253ZM157 244V245H158ZM170 244V245H169ZM151 245V244H150ZM182 245V249H180V246ZM187 246V247H184V246ZM204 245H205V247H204ZM152 246V245H151ZM232 246V247H231ZM162 247V248H161ZM190 247V249H187V248H189ZM199 247H200V249H199ZM216 247V248H215ZM254 247V248H253ZM112 248H118V255L113 251V249ZM165 248H167V249H165ZM172 248V250H170ZM184 248H186V250L184 249ZM227 248H229V250L227 249ZM252 248V249H251ZM258 250H257V249ZM176 249H179V250H177L176 251ZM185 251H184V250ZM198 249V250H197ZM234 249V250H233ZM170 250V251H169ZM235 250H237V251H235ZM253 250V251H252ZM257 250V253H255V251ZM172 251V252H171ZM175 251V252H174ZM184 251V252H183ZM188 251V252H187ZM191 251V252H190ZM197 251V252H196ZM227 251V252H226ZM180 253V258H179V255H176V253L177 254H179ZM182 252H183V254H182ZM217 252V253H216ZM224 252V253H223ZM254 252V253H253ZM157 253V254H156ZM163 253V254H162ZM169 253V254H168ZM171 253V254H170ZM174 253V254H173ZM185 253V254H184ZM192 253H194V254H192ZM200 253V254H199ZM252 253V254H251ZM13 254H15L14 252H13ZM173 254V255H172ZM201 254H203V255H201ZM211 254V255H210ZM225 254V255H224ZM160 255V256H159ZM172 255V257H174V258H170V256ZM194 255V256H193ZM196 255H198V256H196ZM234 255V256H233ZM252 255H253V258H252ZM184 256V257H183ZM186 256V257H185ZM189 256V257H188ZM204 256V257H203ZM225 256H227V257H225ZM238 256V257H237ZM256 256H258V258L256 257ZM161 257H162V259H161ZM166 257H169L170 259H168L167 260V258ZM188 257V258H187ZM198 257H200V258H198ZM223 257V258H222ZM248 257V258H247ZM17 258V257H16ZM165 258H166V260H165ZM250 258V259H249ZM174 259H175V261H174ZM181 259V261L179 262V260ZM184 261H183V260ZM222 259V260H221ZM225 259H227V260H225ZM256 259V260H255ZM14 260L15 259H13L12 260V264H14L15 262H14ZM191 260V261H190ZM194 260V261H193ZM229 260V261H228ZM245 260H247V261H245ZM166 261V262H165ZM168 261V262H167ZM169 261H170V263H169ZM204 263H203V262ZM225 261V262H224ZM235 261L237 262V263H235ZM253 261V262H252ZM163 262H161L160 264H163ZM178 262V263H177ZM205 262H207V263H205ZM217 262V263H216ZM228 262V263H227ZM243 262V263H242Z\"/></svg>","mask_w":264,"mask_h":264}]
</instances>
